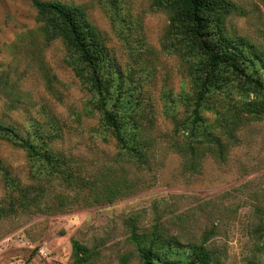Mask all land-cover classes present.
<instances>
[{
    "label": "rangeland",
    "instance_id": "374dc122",
    "mask_svg": "<svg viewBox=\"0 0 264 264\" xmlns=\"http://www.w3.org/2000/svg\"><path fill=\"white\" fill-rule=\"evenodd\" d=\"M61 1L83 6L103 35L107 71L121 83L112 100L132 101L121 113L148 145V164L117 147L64 43L38 33L32 3L0 0V72L15 87L0 90V121L65 156L74 175L98 180V189L107 178L135 185L113 202L92 201L89 189L0 138L9 173L0 169V264H73L74 241L93 252L86 264H141L132 224L145 235L158 228L184 247L205 242L220 264H264V118L242 125L224 158L207 153L197 169L186 168L176 145L184 146L192 125L195 85L166 36L168 13L153 0ZM234 1L245 14L228 18L229 34L264 45V0ZM204 115L216 121L212 111Z\"/></svg>",
    "mask_w": 264,
    "mask_h": 264
},
{
    "label": "trees",
    "instance_id": "16d2710c",
    "mask_svg": "<svg viewBox=\"0 0 264 264\" xmlns=\"http://www.w3.org/2000/svg\"><path fill=\"white\" fill-rule=\"evenodd\" d=\"M29 1L37 12L38 33L47 43L57 39L64 43L70 53L69 65L97 97L102 123L117 147L146 166L148 145L138 141L136 125H129L121 113L120 104L124 107L132 101L115 103L119 99L112 100L115 84L120 86L121 83H115V78L107 71L109 48L86 9L61 0ZM152 5L168 13L170 22L166 36L173 44L171 48L191 69L195 85L192 125L187 127L184 146L180 143L176 146L187 158L186 168L197 169L207 153L224 158L229 147L237 142V132L242 125L264 118V45H257L246 36L229 34L228 18L245 14L234 0H153ZM13 89L14 84L0 72V90L9 93ZM216 96L225 99L228 107L223 109L224 106L216 102ZM205 109L217 116L215 122L208 123ZM0 138L25 150L50 173L61 174L70 185L89 189L95 197L86 195V198L92 201L113 202L135 186L127 178H107L98 189V180L75 176L65 156L42 151L38 144L2 121ZM0 169L6 170L1 163ZM5 172L8 178L9 173ZM131 229L141 264H220L215 251L205 242L184 247L177 237H165L158 228L151 235L139 234L134 224ZM92 256L87 245L73 242V264H86Z\"/></svg>",
    "mask_w": 264,
    "mask_h": 264
}]
</instances>
